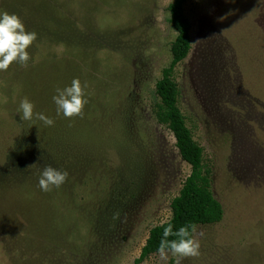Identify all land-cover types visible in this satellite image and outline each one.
Returning <instances> with one entry per match:
<instances>
[{"label":"rangeland","instance_id":"obj_1","mask_svg":"<svg viewBox=\"0 0 264 264\" xmlns=\"http://www.w3.org/2000/svg\"><path fill=\"white\" fill-rule=\"evenodd\" d=\"M12 1L0 0V12L18 15L37 39L27 67L0 71V168L19 130L12 105L20 101L22 74L37 69L80 80L88 102L72 124L95 161L75 188L47 193L54 213L23 216L25 200L38 210L47 204L26 183L0 193V264H133L149 230L170 218L190 172L152 110L176 36L168 22L172 0H47L49 18L34 25L39 0L18 9ZM184 12L191 49L174 70L179 106L224 213L196 227L200 255L181 264H264V0H188ZM38 85L29 87L40 98ZM176 261L167 251L140 264Z\"/></svg>","mask_w":264,"mask_h":264},{"label":"trees","instance_id":"obj_2","mask_svg":"<svg viewBox=\"0 0 264 264\" xmlns=\"http://www.w3.org/2000/svg\"><path fill=\"white\" fill-rule=\"evenodd\" d=\"M22 1H12L11 8L18 9L17 6ZM31 1L28 0V3ZM187 1L172 0L167 7L168 22L176 36L170 45L171 60L162 69L161 77L155 83V94L158 101L155 102L152 110L156 121L165 125L172 133L175 147L181 159L189 165L190 172L184 179L178 194L170 202V218L149 230L145 243L133 264H140L151 254L159 253L163 228L167 227L168 223L172 224L175 232L182 226L195 224L197 227L198 225L215 224L223 218L222 205L211 190L212 170L205 163L202 146L194 140L191 129L187 126L186 118L179 106L180 90L174 79L175 67L187 57L191 49L190 22L184 12V4ZM38 2L39 8H37V15L32 17V25L38 22L43 24L50 16L46 8L47 0ZM55 33L63 39L68 38L59 29H56ZM31 69L36 71L34 67ZM37 71V74L33 71L28 72L27 75L22 74L19 94L20 101L26 97L33 103V119H22V112L19 111L20 101L12 105L14 120L19 130L13 138V143L9 145L0 168V193L2 195H10L9 192L19 189L22 184L26 183L35 192L42 194L43 200L47 202L45 207H42L43 209L38 210L37 206L25 200L27 204L22 206L25 213H22L26 218L36 216L40 211H55L52 210L54 204L47 200L46 195L49 191H42L38 187V179L45 166L67 171L66 181L58 187L60 191H64L75 188L78 183L89 176L94 171L92 163L95 161L88 144H85V141L88 142L87 137H83L78 127L72 124L73 117L65 118L62 113L57 115V106L52 99L54 95H57L58 88L63 89L70 86L73 80L70 73L63 70L59 72L38 71L39 73ZM30 84H39V87L44 88L40 98L33 93L29 87ZM35 113H43L53 119L54 124L46 126L43 121L36 118ZM69 196L74 197L73 193ZM13 208H15L14 205ZM36 210L37 213L34 214ZM16 211H19V208ZM167 239L171 241L178 237L169 236Z\"/></svg>","mask_w":264,"mask_h":264},{"label":"clouds","instance_id":"obj_3","mask_svg":"<svg viewBox=\"0 0 264 264\" xmlns=\"http://www.w3.org/2000/svg\"><path fill=\"white\" fill-rule=\"evenodd\" d=\"M37 39V34L26 31L24 23L16 14H9L7 11L0 12V71H7L13 63L27 67L30 59L27 49ZM57 95L52 97L57 106V115L61 113L65 118L82 116L84 106L87 104L84 89L78 78H73L70 86L57 89ZM34 105L28 98H23L19 104V111L22 112L23 120H32ZM38 120L46 126L54 124L53 119L43 113H35ZM67 171H60L51 166H45L38 179V187L42 191H50L51 188L60 187L67 179ZM120 213H114L113 219H119ZM191 229V232H190ZM196 225L182 226L178 231H173L171 223L163 228V238L160 240L158 251L162 258L167 251L177 257L176 264H181V259L187 257H198L200 255V241L195 237ZM203 235V233H199ZM169 236H176L178 239L169 241Z\"/></svg>","mask_w":264,"mask_h":264}]
</instances>
